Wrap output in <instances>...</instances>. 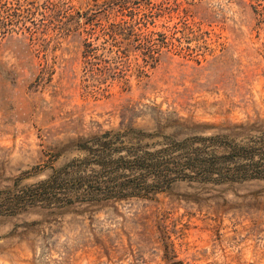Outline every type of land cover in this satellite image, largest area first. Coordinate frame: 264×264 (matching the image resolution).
I'll use <instances>...</instances> for the list:
<instances>
[{"label":"rangeland","instance_id":"374dc122","mask_svg":"<svg viewBox=\"0 0 264 264\" xmlns=\"http://www.w3.org/2000/svg\"><path fill=\"white\" fill-rule=\"evenodd\" d=\"M260 121L264 0H0V264H264V181L10 209L82 138L155 134L153 151Z\"/></svg>","mask_w":264,"mask_h":264},{"label":"trees","instance_id":"16d2710c","mask_svg":"<svg viewBox=\"0 0 264 264\" xmlns=\"http://www.w3.org/2000/svg\"><path fill=\"white\" fill-rule=\"evenodd\" d=\"M145 43H151L149 37L141 45ZM88 48L86 55L94 54L92 46ZM147 49L152 51V47ZM155 137L94 134L82 138L77 151L83 158L70 160L47 180L23 190L10 209L37 201L47 207L59 205L65 211L92 214L123 201L152 200L177 183L231 186L264 181V121L209 137L174 134L167 138L170 144L152 151L161 144L144 142Z\"/></svg>","mask_w":264,"mask_h":264}]
</instances>
